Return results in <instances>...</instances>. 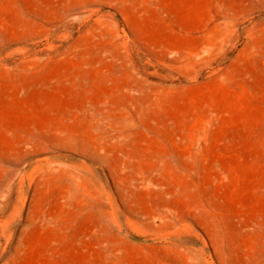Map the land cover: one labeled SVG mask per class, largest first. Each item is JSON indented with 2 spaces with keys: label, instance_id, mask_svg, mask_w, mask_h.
<instances>
[{
  "label": "rangeland",
  "instance_id": "374dc122",
  "mask_svg": "<svg viewBox=\"0 0 264 264\" xmlns=\"http://www.w3.org/2000/svg\"><path fill=\"white\" fill-rule=\"evenodd\" d=\"M0 264H264V0H0Z\"/></svg>",
  "mask_w": 264,
  "mask_h": 264
}]
</instances>
